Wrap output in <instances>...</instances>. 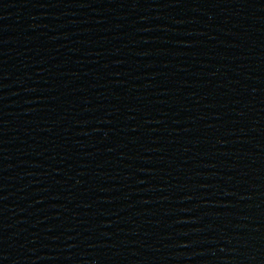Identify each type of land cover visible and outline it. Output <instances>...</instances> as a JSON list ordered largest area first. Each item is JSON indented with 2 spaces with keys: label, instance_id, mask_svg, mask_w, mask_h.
<instances>
[{
  "label": "water",
  "instance_id": "1",
  "mask_svg": "<svg viewBox=\"0 0 264 264\" xmlns=\"http://www.w3.org/2000/svg\"><path fill=\"white\" fill-rule=\"evenodd\" d=\"M0 264H264V0H0Z\"/></svg>",
  "mask_w": 264,
  "mask_h": 264
}]
</instances>
